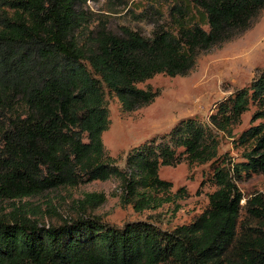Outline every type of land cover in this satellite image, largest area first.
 <instances>
[{"label":"trees","instance_id":"trees-1","mask_svg":"<svg viewBox=\"0 0 264 264\" xmlns=\"http://www.w3.org/2000/svg\"><path fill=\"white\" fill-rule=\"evenodd\" d=\"M88 1L0 0V264H264V193L239 187L264 174V122L238 139L243 161L219 156L220 133L232 135L251 106L254 118H264V70L218 104L213 126L181 119L132 148L125 167L103 140L111 125L107 94L126 112L153 103L160 91L139 83L188 75L203 52L252 28L264 0H191L196 13L178 3L173 29L156 23L148 36L104 22L92 28ZM182 159L215 164L217 188L202 213L173 229L105 222L97 213L102 192H84L74 215L51 224L53 205L30 200L117 178L136 210L157 209L152 191L172 187L159 170Z\"/></svg>","mask_w":264,"mask_h":264},{"label":"rangeland","instance_id":"rangeland-1","mask_svg":"<svg viewBox=\"0 0 264 264\" xmlns=\"http://www.w3.org/2000/svg\"><path fill=\"white\" fill-rule=\"evenodd\" d=\"M187 4L196 13L191 0H89L86 11L94 28L101 22L113 31L127 26L151 35L156 23L173 29L171 8ZM205 29H209L206 25ZM264 70V11L256 24L237 38L203 52L194 69L186 76L171 77L158 74L139 83L142 89L151 87L160 94L149 105L126 112L120 99L107 94L111 125L103 133L108 154L121 167L132 148L154 136L168 133L181 119L197 117L213 126L210 116L217 106L238 89L245 88ZM256 107L251 106L239 123L233 126L232 135L220 133L219 156L227 155L233 161L244 160L241 134L250 126L264 122L254 118ZM212 162L191 164L186 159L176 166H161L159 176L172 183L169 191H157V209L139 212L126 202V192L117 178L96 180L74 189L51 191L30 199L34 205L52 204L46 223H59L74 215L76 199L84 192H102L106 201L97 213L112 225L121 226L129 221L147 220L165 229L191 222L209 205V194L216 190L212 183ZM244 194L264 193V174H254L239 182ZM27 200V199H25ZM46 210L44 206L42 208ZM63 218V219H62Z\"/></svg>","mask_w":264,"mask_h":264}]
</instances>
